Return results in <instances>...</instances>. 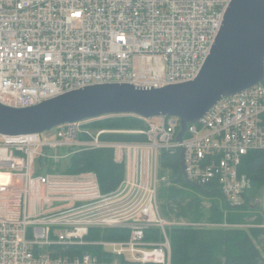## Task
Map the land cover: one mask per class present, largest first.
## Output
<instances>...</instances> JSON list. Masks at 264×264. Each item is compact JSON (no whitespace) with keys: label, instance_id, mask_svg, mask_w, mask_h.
Returning <instances> with one entry per match:
<instances>
[{"label":"built area","instance_id":"built-area-1","mask_svg":"<svg viewBox=\"0 0 264 264\" xmlns=\"http://www.w3.org/2000/svg\"><path fill=\"white\" fill-rule=\"evenodd\" d=\"M231 1L0 0V105L29 108L94 85L159 89L193 81ZM105 117L0 135V175L8 179L0 183V264H171L168 231L204 225L162 216L163 153L178 155L180 166L182 149L183 179L217 186L232 208L244 203L251 183L242 161L264 151V82L221 99L187 125L180 142L178 120L164 116L140 118L146 128L134 133L143 141L102 140L113 133L86 125ZM104 149L125 165L108 193L94 173H43L45 160ZM92 230L127 238L89 240ZM150 230L158 241L145 239ZM71 247L99 248L101 257L62 254Z\"/></svg>","mask_w":264,"mask_h":264},{"label":"water","instance_id":"water-1","mask_svg":"<svg viewBox=\"0 0 264 264\" xmlns=\"http://www.w3.org/2000/svg\"><path fill=\"white\" fill-rule=\"evenodd\" d=\"M263 63L264 0H232L210 54L193 81L159 89L94 85L29 108L0 105V135L39 134L105 116H164L178 120L176 139L180 142L187 125L197 123L221 99L263 83ZM182 160L181 149V174Z\"/></svg>","mask_w":264,"mask_h":264},{"label":"trees","instance_id":"trees-1","mask_svg":"<svg viewBox=\"0 0 264 264\" xmlns=\"http://www.w3.org/2000/svg\"><path fill=\"white\" fill-rule=\"evenodd\" d=\"M86 127L95 130H144L145 121L129 115L109 116L96 120ZM102 140L115 142L143 141L139 135L107 134ZM64 153V152H62ZM160 174L167 177L158 191V199L161 200L162 215L166 219H185L182 211L167 212L169 208H181L185 198L171 196V187L178 186L185 190H194L197 195L205 198L221 200V204L214 207V216L208 220V224H247L251 215L246 220L235 218L240 212L253 213L258 209L256 201L248 202L244 195V203L232 208L215 185L203 187L186 184L180 174L178 155L161 154ZM46 168L43 173H64L78 175L82 173H94L96 175L100 191L108 193L114 190L124 179L125 165L115 160L112 150H90L77 152L68 159L52 163L45 160ZM240 172L245 174L250 182L264 181V151L249 153L242 161ZM164 211V212H163ZM172 212V211H171ZM200 216L195 215L194 221H199ZM261 216L253 219V225H260ZM201 223V222H200ZM127 238V232L123 231H99L92 230L89 240L120 241ZM171 247V264H264V228H250L248 230L230 229L221 227L200 226L198 228H173L168 231ZM146 240L158 241L159 234L155 230L146 232ZM91 253L101 257V249L92 247H71L62 249V254L67 256Z\"/></svg>","mask_w":264,"mask_h":264},{"label":"rangeland","instance_id":"rangeland-1","mask_svg":"<svg viewBox=\"0 0 264 264\" xmlns=\"http://www.w3.org/2000/svg\"><path fill=\"white\" fill-rule=\"evenodd\" d=\"M111 133L116 135H135L134 132L139 131L136 129H121V130H109ZM251 183V182H250ZM250 188L247 190V201L253 202L256 201L258 203V209L253 213H245L240 212L238 215H234L235 218H241L245 219L247 216L251 215V219L247 220V224H208V220L214 216V207L215 205L219 207L221 204V200L218 199H212V198H205L203 196L197 195L194 190H185L181 189L178 186L171 187V196H182L185 198V202L183 207L179 208H169L167 207L166 211L170 213H176V212H184L186 214V222L188 224L192 225L193 223L196 224H203L204 226H210V227H221V228H230V229H240V230H248L250 228H264L262 227L264 224V181L256 182V184L252 186V183L250 184ZM244 201V199H243ZM3 203L0 200V204ZM158 205L160 212L162 214L161 210V200L158 199ZM172 211V212H171ZM164 212V211H163ZM195 215H199L200 219L199 221H194ZM163 216V215H162ZM261 216L262 222L260 225H253V219L256 217ZM164 217V216H163ZM175 219V218H174ZM201 222V223H200ZM189 228H198V227H189Z\"/></svg>","mask_w":264,"mask_h":264},{"label":"bare ground","instance_id":"bare-ground-1","mask_svg":"<svg viewBox=\"0 0 264 264\" xmlns=\"http://www.w3.org/2000/svg\"><path fill=\"white\" fill-rule=\"evenodd\" d=\"M7 180L6 176L0 175V183H7Z\"/></svg>","mask_w":264,"mask_h":264},{"label":"crops","instance_id":"crops-1","mask_svg":"<svg viewBox=\"0 0 264 264\" xmlns=\"http://www.w3.org/2000/svg\"><path fill=\"white\" fill-rule=\"evenodd\" d=\"M264 220V219H263Z\"/></svg>","mask_w":264,"mask_h":264}]
</instances>
